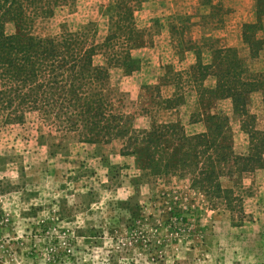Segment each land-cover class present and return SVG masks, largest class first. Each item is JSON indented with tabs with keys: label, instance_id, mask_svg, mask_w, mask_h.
I'll use <instances>...</instances> for the list:
<instances>
[{
	"label": "rangeland",
	"instance_id": "374dc122",
	"mask_svg": "<svg viewBox=\"0 0 264 264\" xmlns=\"http://www.w3.org/2000/svg\"><path fill=\"white\" fill-rule=\"evenodd\" d=\"M263 1H258L255 16L262 24L255 33L258 39L264 38ZM93 3L62 0L51 16L32 19L29 31L38 37H59L87 30L83 40L100 45L109 27L107 12L100 14L106 0ZM94 6L100 15L93 16ZM203 18L204 33H211L216 27ZM163 19L149 20L148 44L155 40ZM182 28L190 31L189 26ZM5 31L13 33V24L8 23ZM173 40L181 46L175 55L181 59L188 44L181 33ZM202 42L201 61L207 64L218 43ZM242 43L238 51L248 69L246 78L258 82L247 96L246 108L253 127L264 131V49L251 58L247 43L243 39ZM135 49L138 46H131L128 54L138 63L130 71L112 64L110 91H103L112 93L115 111L131 117L133 130H146L152 118L158 123L170 119L193 134L205 129V122L197 120L201 113L222 111L229 117L234 150L247 151L248 134L241 127L245 119L232 113L229 98H200L193 80L198 76L195 66L176 63L179 70L173 72L168 64L165 73L172 78L157 80L154 69L147 71ZM93 59L103 64L100 52ZM202 83L208 87V76ZM130 84L136 97L125 90ZM171 89L173 97L162 99ZM166 99L176 109L170 114L159 112L167 109ZM124 140L82 142L77 132L57 129L37 110H26L22 122L5 123L0 115V264H264V217L255 223L250 212L264 167L238 179H220L222 188L232 189L240 199L233 201L232 211L224 200H211L190 188L187 178L150 176L134 155L121 154Z\"/></svg>",
	"mask_w": 264,
	"mask_h": 264
},
{
	"label": "trees",
	"instance_id": "16d2710c",
	"mask_svg": "<svg viewBox=\"0 0 264 264\" xmlns=\"http://www.w3.org/2000/svg\"><path fill=\"white\" fill-rule=\"evenodd\" d=\"M129 1L113 0L108 8V33L96 45L83 40L87 30L59 37H38L29 31L32 19L51 16L62 0H0V115L5 123L22 122L26 110H37L57 129L77 132L82 142L123 138L121 154L134 155L137 165L150 176L187 178L190 188L211 200H224L233 211V201L240 199L232 189L222 188L220 179H238L264 167V131L253 127V116L246 108L247 96L258 82L246 78L248 69L237 48H213L207 64L196 49L198 76L193 80L198 94L200 98L230 99L232 113L245 119L241 125L248 134L245 153L234 150L229 117L222 111L201 113L197 120L205 122V129L198 133L186 134L180 121L158 123L151 117L146 130H133L131 117L115 111L112 93L103 92L110 91L108 68L112 64L130 71L138 63L128 54L131 46L141 44ZM8 23L14 26L11 34L5 31ZM261 28L260 17L242 26L251 58L263 48L264 41L255 36ZM99 52L104 57L101 65L93 59ZM207 76L214 77L213 87L203 85ZM170 102L165 100V108L173 107Z\"/></svg>",
	"mask_w": 264,
	"mask_h": 264
},
{
	"label": "crops",
	"instance_id": "0c3cea01",
	"mask_svg": "<svg viewBox=\"0 0 264 264\" xmlns=\"http://www.w3.org/2000/svg\"><path fill=\"white\" fill-rule=\"evenodd\" d=\"M85 1L87 4L94 5L95 3H93V1L96 0ZM258 1L259 0H146V4H144L145 1L143 0H130L128 5L133 12L134 26L139 32L137 41L141 42L138 49H135L134 52H137V56L143 60V63H146L145 68L147 71L154 69L156 74L154 79H171L172 77L165 73V66L169 64L174 67L173 72H178L177 70L179 69L175 67V64L177 63L180 65L186 62L187 68H193L196 66L195 51L197 48H200V44H203L202 41L204 40L211 39L212 42L217 41V47L240 48L243 44L242 26L245 23H254L256 21L255 16L258 10ZM112 3L113 0H106V3L100 8V14L103 15L106 12V14H108V8ZM92 13H94L93 16L99 14L97 6H94V8L92 7ZM163 16V25L154 37L155 40L153 39V43L148 44L145 41V28L150 26L149 20L151 18ZM202 16L208 21L207 25L216 27L211 30V33H204ZM251 16H254V18L252 19ZM247 17L249 19H247ZM262 22L263 29L261 33L264 30V17L262 18ZM184 25L190 27L188 33L187 29L183 30L182 27H184ZM178 33L182 34L184 42L188 44L187 46H190L188 50H185L181 59L175 56L176 50L181 48V46H178L175 40H173ZM260 38L264 41L261 35ZM263 49L264 45L261 51ZM262 52H264V50ZM183 69L186 70L185 67H183ZM208 78V88L213 87L215 84L214 77L208 76ZM153 83L157 82L153 81ZM133 88L132 84H130L125 89L127 91H132V98L136 97L137 94V91L135 92ZM172 90L173 89L162 95V99L173 97V92L175 93V91ZM161 92L162 91H160V93ZM175 110L174 107H171L166 110L160 109L159 112L167 111L170 114ZM164 121L170 122L172 120L165 119ZM202 131H204V128H200L194 133ZM255 175L256 174L253 173V177H255ZM261 175L259 174V177H262V182H259L258 185L260 183L262 184L257 187L258 190L256 189L254 192L255 194L251 196L252 209L250 212L254 214L252 218L255 223L259 221L257 220L258 217H264V168ZM249 183H251V180L246 183L244 182V184ZM260 222L262 221L260 220Z\"/></svg>",
	"mask_w": 264,
	"mask_h": 264
}]
</instances>
